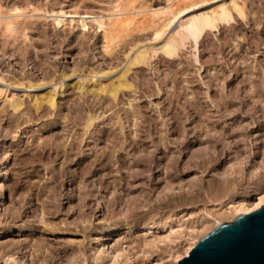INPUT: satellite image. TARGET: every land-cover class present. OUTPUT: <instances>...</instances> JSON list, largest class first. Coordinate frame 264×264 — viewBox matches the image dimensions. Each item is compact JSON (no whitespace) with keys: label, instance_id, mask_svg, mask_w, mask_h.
I'll return each mask as SVG.
<instances>
[{"label":"rangeland","instance_id":"374dc122","mask_svg":"<svg viewBox=\"0 0 264 264\" xmlns=\"http://www.w3.org/2000/svg\"><path fill=\"white\" fill-rule=\"evenodd\" d=\"M129 1L0 0V87L24 102L0 100V264H109L107 242L168 264L191 228L264 189V0L128 71L164 43L144 30L106 48L95 20ZM125 72L117 98L89 92Z\"/></svg>","mask_w":264,"mask_h":264},{"label":"bare ground","instance_id":"6f19581e","mask_svg":"<svg viewBox=\"0 0 264 264\" xmlns=\"http://www.w3.org/2000/svg\"><path fill=\"white\" fill-rule=\"evenodd\" d=\"M135 1L136 0H130L127 8L121 7V5L118 3L119 5L117 7V11H115L116 14L114 16L112 15L113 17L109 18L107 21L103 18H96V20L94 19L96 23H98V27L103 30L107 45L106 48H110V46L112 47V45L115 44L119 39H123V37L128 36L133 31L142 32L144 30H151L153 37L150 39L151 41H154L153 43L161 42L162 44L164 41L162 46H157L159 48L150 46L151 48L145 49L144 47V50L136 51V53L131 58L128 71L131 68L130 66L144 63L149 57L151 58L159 51L167 56H174L177 54L176 51L178 47L181 45L183 46L185 41H187L189 38L193 37L197 41L207 30L215 29L219 24L222 23H230L234 18V14L242 17L245 16V6L241 4L239 0H235V3H233V0H168L169 3L165 5L166 7L164 9L157 8L158 10L143 11L144 13L142 12V14L135 5V3L138 1ZM222 5L224 7H221ZM58 13L59 15H67L68 11L61 9L58 11ZM241 13L243 15H241ZM69 15L70 17H76L78 14L73 13ZM54 20L58 25H61L65 23L66 19L54 18ZM71 21H75V19H71ZM80 22L82 27H87L88 22L86 19L82 18ZM11 23L12 22L9 21L7 24V31L13 32L15 28H13L14 25ZM127 73L125 72L121 76H118L116 81L111 82L110 87L104 86L102 82L97 80L93 82L87 80V84L91 83L89 92L99 94L109 93L117 98L121 90L133 89L132 84H130L127 80ZM84 85H80V89H85ZM58 92L59 91L57 90L56 93L50 92L46 96L35 97V105L37 108H41L44 104L55 106L56 94ZM4 99H9L7 91L0 87V100L3 102ZM9 101L11 108L15 112L20 111L24 104L22 99L15 96H12ZM198 182L203 181L199 179L196 181V183L198 184ZM252 197L253 198L251 199L244 198L241 201L231 203L226 216L224 214H218L217 217H213L201 229H196L195 227L191 228L190 233L188 232L189 239L187 238V243L178 248L176 251H174L175 253L169 256L168 264H179L182 260L189 257L190 253L197 246L200 240L207 236L212 230H214L218 223L225 221L232 222L237 216L241 214H251L261 210L264 207V204H261L262 199H264V189H259ZM258 204H261V206L257 207ZM108 231H110V229H108ZM112 231H114V229H112ZM97 232V235H99L102 231L99 229ZM105 246L113 252V262H109V264L136 263V258L133 256L130 245H127L121 249L118 248L119 246L117 247L115 243L107 242ZM120 258H122L124 262L120 263ZM12 260L14 261L13 258ZM162 263L163 262H160L158 264Z\"/></svg>","mask_w":264,"mask_h":264},{"label":"water","instance_id":"95a60500","mask_svg":"<svg viewBox=\"0 0 264 264\" xmlns=\"http://www.w3.org/2000/svg\"><path fill=\"white\" fill-rule=\"evenodd\" d=\"M179 264H264V207L218 223Z\"/></svg>","mask_w":264,"mask_h":264},{"label":"snow or ice","instance_id":"6c2138e0","mask_svg":"<svg viewBox=\"0 0 264 264\" xmlns=\"http://www.w3.org/2000/svg\"><path fill=\"white\" fill-rule=\"evenodd\" d=\"M233 3H235V0H233ZM221 7H224V6L222 5ZM241 15H243V14L241 13ZM158 37H159V34H158ZM261 204H264V199H262ZM261 204H258L257 207H260Z\"/></svg>","mask_w":264,"mask_h":264}]
</instances>
